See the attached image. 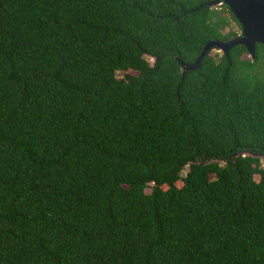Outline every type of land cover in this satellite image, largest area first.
Segmentation results:
<instances>
[{
	"label": "trees",
	"instance_id": "1",
	"mask_svg": "<svg viewBox=\"0 0 264 264\" xmlns=\"http://www.w3.org/2000/svg\"><path fill=\"white\" fill-rule=\"evenodd\" d=\"M212 2L0 0V264H264V45L180 64Z\"/></svg>",
	"mask_w": 264,
	"mask_h": 264
},
{
	"label": "water",
	"instance_id": "2",
	"mask_svg": "<svg viewBox=\"0 0 264 264\" xmlns=\"http://www.w3.org/2000/svg\"><path fill=\"white\" fill-rule=\"evenodd\" d=\"M213 3L225 4L241 27V34L228 42L212 41L205 45L201 56L193 65H185L186 70L196 69L207 52L217 49L227 58L235 46H243L250 58L255 59L256 46L264 45V0H215ZM246 155V154H243Z\"/></svg>",
	"mask_w": 264,
	"mask_h": 264
},
{
	"label": "rangeland",
	"instance_id": "3",
	"mask_svg": "<svg viewBox=\"0 0 264 264\" xmlns=\"http://www.w3.org/2000/svg\"><path fill=\"white\" fill-rule=\"evenodd\" d=\"M214 1H215V0H214ZM213 4H215V5H219V4H216V3H213ZM215 54L222 55V52H221L220 50L213 49V51H212V55H215ZM147 61H148L149 63H151V64L154 62V60L149 59V58H147ZM133 75H136V73H133ZM117 76H118L119 78H122V77L125 76V73H117ZM260 158H261V160L263 161V165H264V157H260ZM185 172H186V169L182 172V174H184ZM150 192H151V189L148 188V189L146 190V193L148 194V193H150Z\"/></svg>",
	"mask_w": 264,
	"mask_h": 264
}]
</instances>
